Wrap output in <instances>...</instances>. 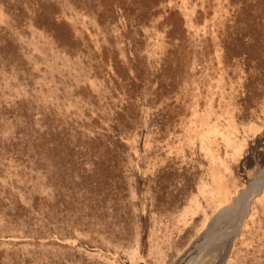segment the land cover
Wrapping results in <instances>:
<instances>
[{"label": "rangeland", "instance_id": "1", "mask_svg": "<svg viewBox=\"0 0 264 264\" xmlns=\"http://www.w3.org/2000/svg\"><path fill=\"white\" fill-rule=\"evenodd\" d=\"M0 264H264V0H0Z\"/></svg>", "mask_w": 264, "mask_h": 264}]
</instances>
